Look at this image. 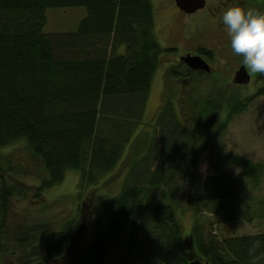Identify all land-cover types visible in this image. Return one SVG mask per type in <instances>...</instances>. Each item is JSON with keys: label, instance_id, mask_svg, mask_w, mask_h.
Listing matches in <instances>:
<instances>
[{"label": "trees", "instance_id": "obj_1", "mask_svg": "<svg viewBox=\"0 0 264 264\" xmlns=\"http://www.w3.org/2000/svg\"><path fill=\"white\" fill-rule=\"evenodd\" d=\"M85 9L71 33H45L49 8ZM151 0H0V149L24 144L44 176L33 198L79 175L74 199L126 164L118 190L93 205L94 233L78 259L67 261L79 229L75 217L62 224L41 220L6 229L9 203L30 193L19 185L0 189V264H107L128 232L125 257L113 264H189L179 212L192 214L194 251L207 264H264V232L219 238L205 231L203 209L225 222L244 217L236 184L228 175L198 173L196 131L164 101L150 134L136 133L162 55ZM246 101L229 95L228 114ZM210 107V106H209ZM208 107V108H209ZM215 108H210L206 113ZM201 125H203L201 127ZM219 130V131H220ZM253 185L262 166L229 159ZM12 170L0 165V178ZM248 220L252 219L247 213ZM57 225V226H56ZM10 256L16 262H5Z\"/></svg>", "mask_w": 264, "mask_h": 264}, {"label": "rangeland", "instance_id": "obj_2", "mask_svg": "<svg viewBox=\"0 0 264 264\" xmlns=\"http://www.w3.org/2000/svg\"><path fill=\"white\" fill-rule=\"evenodd\" d=\"M208 7H212L225 0H206ZM245 2L244 9L259 15L264 19V0H241ZM154 10L155 32L162 47L170 46L180 50L192 51L196 47H204L216 51L220 62L226 64L227 72L223 77H212L209 80L195 81L194 87L174 88L183 93L178 99L172 100L180 120L193 130L195 124L204 120L202 130L196 131V150L199 152L198 173L208 177L216 174L228 175L236 184L238 207L244 212V217L236 221L225 222L217 216L210 215V210L203 209L201 215L205 231H212L217 237L242 236L264 232V95L255 97L246 109L232 115L227 127L220 130L232 101H226L225 94L235 96V100L246 101L252 98L264 84V47L259 42H251L245 48H238L234 38L227 37L228 31L223 33L218 26H214L211 19L199 13L192 19L179 17L173 0H151ZM45 33H71L76 31L80 21L85 17V9L77 8H49L46 13ZM181 24V27H180ZM180 28V32L178 29ZM227 42V43H226ZM178 48V49H177ZM239 49V55L236 51ZM243 59H242V57ZM175 59L173 56H163L160 66L153 76L145 111L139 121L136 133L149 135V129L154 126V119L159 112L164 98L162 97V79L166 62ZM245 65L250 76L247 85L238 86L233 82L234 73L240 65ZM216 66L217 64L214 63ZM220 66V65H219ZM231 71V75L230 72ZM219 72V71H218ZM188 89V90H187ZM176 97V96H175ZM240 97V98H238ZM230 97H227L229 99ZM210 106V107H209ZM209 107V108H208ZM215 108L209 111L210 108ZM154 128V127H153ZM220 130V131H219ZM247 159L262 166L257 185L243 174L229 159L233 157ZM0 165L4 169L7 165L12 170L0 178V189L5 185H19L30 192L26 199L13 197L9 203V215L6 229L11 231L17 225H26L41 220H50L62 224L74 218L79 220V229L68 247L67 261L78 259L90 244L93 228V205L101 198L110 197L118 190V184L124 176L126 164L121 163L108 174L99 186L90 189L82 199H74L77 193L79 175L76 171L68 170L62 183L44 190L41 194L43 205L33 198L35 186L39 180L35 174H44L40 162L26 149L24 144L0 149ZM252 219L248 220L247 213ZM72 217V218H71ZM183 232L184 245L188 249L192 260H201L194 251L191 238L192 214L190 210L178 214ZM57 226V225H56ZM128 232L123 234L122 243L108 257L107 264H113L117 259L125 257L128 246ZM15 263L10 256L5 262Z\"/></svg>", "mask_w": 264, "mask_h": 264}, {"label": "flooded vegetation", "instance_id": "obj_3", "mask_svg": "<svg viewBox=\"0 0 264 264\" xmlns=\"http://www.w3.org/2000/svg\"><path fill=\"white\" fill-rule=\"evenodd\" d=\"M244 5L245 2L241 0H225L224 2L221 1L212 7H208V3L205 0L204 9L194 14L187 15L184 12L180 11L177 7L176 11L179 17L183 19H192V17L199 15V13L205 10L206 15L202 14V16L211 19L212 22H214V26H218L221 31L223 30V33L228 31L230 35L227 34V37L234 38L238 43L237 47L239 49L245 48L246 45L251 42H259L264 47V19L259 15L244 9ZM178 31L180 32V28L178 29ZM163 49H165L166 52L163 53L162 57L175 55V59L173 58L172 60L170 59L166 62L164 70L161 93L164 101L169 99L173 100L174 98L178 99L180 96H183V93H181L179 90L178 93H176L173 90L174 88L178 89L182 86L184 87V89H186V87H189V85L194 87L193 83L195 81L209 80L215 76L223 77L222 70L226 64L220 62V57L217 55L216 51L201 46L194 48L192 51H182L178 48L177 51L176 48L170 46H165L163 47ZM239 49L236 51V54L240 56ZM187 55L199 57L203 62L207 64L210 72L201 69L194 70L189 68L182 60ZM214 63H216L217 65L215 66ZM227 67L228 66L224 67V72H227ZM241 67H243L247 72L245 65L241 64L239 69ZM236 72H232V75L234 73L235 76ZM229 73L231 75V71ZM247 74L249 75L248 72ZM238 86L240 87L243 85ZM224 94L225 97H228L230 95L229 92H226Z\"/></svg>", "mask_w": 264, "mask_h": 264}, {"label": "water", "instance_id": "obj_4", "mask_svg": "<svg viewBox=\"0 0 264 264\" xmlns=\"http://www.w3.org/2000/svg\"><path fill=\"white\" fill-rule=\"evenodd\" d=\"M176 7L187 15L194 14L205 7V0H174ZM183 62L191 69H201L210 72L209 67L197 56L187 55L184 57ZM250 81V76L246 70L241 67L234 76V82L238 85H247ZM189 264H207L202 260H192Z\"/></svg>", "mask_w": 264, "mask_h": 264}]
</instances>
